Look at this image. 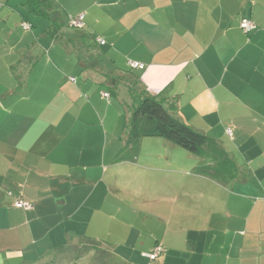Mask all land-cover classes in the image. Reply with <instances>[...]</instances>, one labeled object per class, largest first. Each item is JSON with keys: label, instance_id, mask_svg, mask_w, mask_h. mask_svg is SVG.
<instances>
[{"label": "crops", "instance_id": "1", "mask_svg": "<svg viewBox=\"0 0 264 264\" xmlns=\"http://www.w3.org/2000/svg\"><path fill=\"white\" fill-rule=\"evenodd\" d=\"M11 2L0 0V264H152L143 254L158 244L157 264H264V0H68L84 28L67 54L46 28L13 39L15 16L30 24ZM93 54L110 70L70 67ZM131 83L207 136L237 125L241 145L225 150L238 176H199L201 160L161 138L115 164Z\"/></svg>", "mask_w": 264, "mask_h": 264}, {"label": "trees", "instance_id": "2", "mask_svg": "<svg viewBox=\"0 0 264 264\" xmlns=\"http://www.w3.org/2000/svg\"><path fill=\"white\" fill-rule=\"evenodd\" d=\"M35 1L27 0L29 4L27 5L26 3L27 9L40 14L41 10L33 6ZM83 28L84 26L77 29ZM99 40L103 39L97 40L100 45L106 44V42L101 44ZM131 63L135 62H129L131 68H133ZM134 88V83H131L129 91L132 93L134 102L132 101V104L125 105V109L130 111V118L125 125L127 144L116 157L115 164L135 163L141 152L142 139L161 138L187 150L191 155L200 159L201 164L196 169V174L199 176L213 180L223 186H228L238 176V166L219 142L204 133L196 131L177 118V107H167L165 102L159 97L151 95L147 91L135 92L136 89L134 90ZM157 246L161 247L164 252L165 249L161 244ZM156 261L151 262L152 264H157Z\"/></svg>", "mask_w": 264, "mask_h": 264}, {"label": "rangeland", "instance_id": "3", "mask_svg": "<svg viewBox=\"0 0 264 264\" xmlns=\"http://www.w3.org/2000/svg\"><path fill=\"white\" fill-rule=\"evenodd\" d=\"M44 2L42 4V2ZM12 4H15V5H24L25 8H28L26 6V3H27V0H12L11 2ZM27 5H29L27 3ZM73 4H70V2L68 3V0H36L35 3L33 4L34 7H36V9L38 10H41L40 11V14H37V13H34V12H31L29 9H28V12H27V24H30V26L33 27V30L32 31H26L23 27V24H21V22L19 24H17L16 22H18V20L14 17V19H12L10 25H11V30H12V35L14 36L13 39H16V37H25L27 35H32V32H36L37 33V36L38 37H41L43 36V31L45 30L46 28V31H50V35L48 36V41H49V48L51 49L53 44L52 43H56V45H58V48H59V51L62 52V51H65L64 53L67 54V50L69 49H66V47L68 48V45H70V42L72 40H75L77 38V33L76 32L77 28L74 29V27H71L70 26V21L72 18H78L76 15H75V12H76V6H72ZM21 9V8H20ZM22 10V9H21ZM36 18H38V20H36ZM35 22V24L33 25L31 21ZM47 23L48 25H46V27H43V28H40L41 26V23ZM29 26V25H27ZM79 30V29H78ZM45 35H47L45 33ZM5 37H6V34H5ZM44 39L46 40V38L44 37ZM68 45H67V44ZM72 43V42H71ZM8 46V45H6ZM14 46V45H12ZM10 46H8V50H10ZM15 48V47H14ZM92 49L90 50L91 52H95L94 51V48L91 47ZM80 53H83L85 50L83 49H80L78 50ZM99 51V54L100 55H104V54H101V51L100 49L98 50ZM94 57H80V58H76V56H74L72 59H74V61L72 63H70V67H74V64H79L80 61L82 62L83 61V64L91 67V68H95V67H105V68H108L110 70V66L107 62V60L105 59V56L104 58L100 57V56H97L96 54H93ZM99 57H100V60H99ZM68 62H70L67 57L64 59V61H62L61 63H59V67L61 69L65 68L66 65H68ZM78 67V65H77ZM126 83H124L125 85ZM129 88H130V85H129ZM128 89V88H127ZM130 93V103L132 104V101L134 102L133 98H132V93L131 91H129ZM114 103L116 102V98L113 97L111 99ZM118 102V101H117ZM123 112L128 115L130 113V111H126V109L124 108L123 109ZM237 125H234V124H231L230 125V128L231 130L234 132V135H235V128H236ZM258 127V126H253V125H250L249 127L246 125V127L244 126V131L245 132H251V131H254V129ZM262 128V127H261ZM216 131L214 133H212L211 131V135L212 136H216L217 137V142H220V144L225 148L227 149L228 151H231L232 148H233V144L236 145L234 143V139L236 137V143H238L239 145H241V140L239 139L238 135L234 136L233 138L231 137H228L223 133V130L221 128H215ZM256 131H264V128L260 129L258 127V129ZM210 137L212 138L213 140L216 141L215 138L213 137ZM242 150L243 152L245 151V147L242 146ZM183 149V148H182ZM240 151V150H239ZM241 154V153H240Z\"/></svg>", "mask_w": 264, "mask_h": 264}, {"label": "built area", "instance_id": "4", "mask_svg": "<svg viewBox=\"0 0 264 264\" xmlns=\"http://www.w3.org/2000/svg\"><path fill=\"white\" fill-rule=\"evenodd\" d=\"M83 18H84L83 15L79 16L78 18H72L70 21V26L82 28L84 26ZM24 27L26 30L30 29V26L26 25ZM241 29L244 31V33L250 34L255 29V24L251 20H244L241 23ZM99 41L101 44H105V41H103V40H99ZM131 65L133 68H136V69H142L144 67L143 64H140L137 62L131 63ZM103 96L105 98H108V99L110 97L108 93H104ZM227 133L229 136L232 137L233 132L231 129H228ZM9 195L13 196L12 193H10ZM14 207L18 208V209H23L25 211H29L33 208V205L30 202L24 200L22 197H18L14 201ZM162 253H163V249L161 247L157 246L152 253L144 254V256L147 257L148 259H150L151 261H156Z\"/></svg>", "mask_w": 264, "mask_h": 264}]
</instances>
